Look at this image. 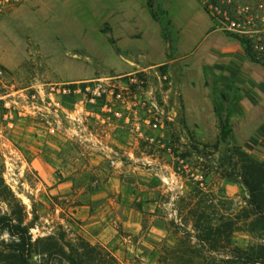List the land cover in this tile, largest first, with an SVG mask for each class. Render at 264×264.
Returning <instances> with one entry per match:
<instances>
[{
  "label": "rangeland",
  "instance_id": "374dc122",
  "mask_svg": "<svg viewBox=\"0 0 264 264\" xmlns=\"http://www.w3.org/2000/svg\"><path fill=\"white\" fill-rule=\"evenodd\" d=\"M0 66L11 103L0 101V181L35 218L33 239L82 237L116 264H236L222 261L226 242L210 252L195 238L199 209L234 222L232 245L264 242L228 151L264 161V0H24L0 16ZM126 74L159 106V143L88 93L59 90L65 77ZM215 104L231 111L224 142Z\"/></svg>",
  "mask_w": 264,
  "mask_h": 264
},
{
  "label": "trees",
  "instance_id": "16d2710c",
  "mask_svg": "<svg viewBox=\"0 0 264 264\" xmlns=\"http://www.w3.org/2000/svg\"><path fill=\"white\" fill-rule=\"evenodd\" d=\"M205 10L209 9L204 4ZM155 19V15L152 13ZM241 43L243 41L237 34H233ZM248 47V46H247ZM247 56L253 61H259L262 57L256 58L248 48ZM227 100V96L222 94ZM215 112L218 115L220 133L219 141H226L232 132L229 124L230 110L223 115L222 106L215 104ZM230 153L239 157L241 182L248 190L247 202L248 208L245 214V220H248V226L251 230L257 228L264 231V161L254 158L238 145H231L228 148ZM0 198L3 199L9 211L0 213V264H35L33 255H41V264H54L58 261H64L67 264H103L106 255L110 262L116 264L117 258L105 248L91 244L82 237H78L77 245L67 241L64 234L59 238L53 235L44 238L33 239L30 232L33 220H28V211L26 206L19 200L11 189L5 184L4 180L0 181ZM200 210H194V229L197 231L195 238L207 245L210 252L221 251L219 245L226 242L228 247L224 253L229 258L222 261L236 264H264V242L248 245L246 247L232 245L230 236L234 227L232 220H223L219 224H213L205 219ZM8 236L5 238L3 234ZM41 244V247H40Z\"/></svg>",
  "mask_w": 264,
  "mask_h": 264
},
{
  "label": "built area",
  "instance_id": "2783aa9c",
  "mask_svg": "<svg viewBox=\"0 0 264 264\" xmlns=\"http://www.w3.org/2000/svg\"><path fill=\"white\" fill-rule=\"evenodd\" d=\"M22 1L24 0H0V16ZM207 7L209 9V5ZM4 73V68L0 66V79L4 77ZM112 79L118 80L111 83L99 82L101 80L95 79L84 80V82H80V80L68 81L62 83L59 90L66 94L82 91L84 94L88 93L89 100L93 103L100 100L106 112L123 116L125 121L131 124L132 131L136 132L138 136L149 142L159 143L160 139L152 133L153 127H156L157 123H162L157 102L153 99H141L139 93L132 91L131 85L142 88V85L137 82L136 74L117 75ZM5 97L6 94L0 91L2 105L10 108L11 103ZM141 108L145 111H142ZM124 110H127L128 114L124 115Z\"/></svg>",
  "mask_w": 264,
  "mask_h": 264
},
{
  "label": "crops",
  "instance_id": "0c3cea01",
  "mask_svg": "<svg viewBox=\"0 0 264 264\" xmlns=\"http://www.w3.org/2000/svg\"><path fill=\"white\" fill-rule=\"evenodd\" d=\"M154 20H156V19H154ZM207 36V35H206ZM119 42V41H118ZM209 48V47H208ZM135 69V67L132 69V70H134ZM79 78H81V77H77V78H75V77H65V78H63V79H67V80H73V81H78L79 80Z\"/></svg>",
  "mask_w": 264,
  "mask_h": 264
}]
</instances>
